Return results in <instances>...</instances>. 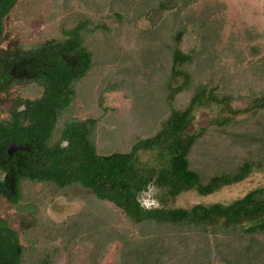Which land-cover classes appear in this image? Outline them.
I'll return each mask as SVG.
<instances>
[{"label": "trees", "instance_id": "obj_1", "mask_svg": "<svg viewBox=\"0 0 264 264\" xmlns=\"http://www.w3.org/2000/svg\"><path fill=\"white\" fill-rule=\"evenodd\" d=\"M19 1L0 0V44L4 22ZM197 1L143 0L141 14L111 10L101 23L79 15L63 29L62 40L0 49V95L20 85L37 84L43 90L35 100H9L10 118L0 120V170L5 174L0 196L24 224L21 235L8 219H0V264H59L70 258L72 246L88 242L92 264H101L114 242L121 245L117 264H264V186L227 205L168 209L145 200L155 190L210 195L264 172V55L251 61L240 49L213 58L204 41H215L206 35L215 31L207 25L211 18L216 24L214 9L188 17L197 29L193 36L202 33L199 50L190 44L186 22L176 24L170 43L164 44L163 93L169 111L146 125L149 130L127 148H98L100 121L108 112L104 92L129 87L127 79L101 92L100 116L76 117L78 85L95 66L90 36L117 34L130 42L150 33L138 29L143 17L157 27L166 19L176 21ZM136 89L130 86V92ZM204 111L206 123L193 130L197 113ZM216 140L235 153L224 150L216 156L211 151ZM14 143L24 150L10 157ZM142 153L151 155L146 164ZM57 197L79 199L84 206L55 223L45 206ZM110 205L137 227V237L117 226Z\"/></svg>", "mask_w": 264, "mask_h": 264}, {"label": "rangeland", "instance_id": "obj_2", "mask_svg": "<svg viewBox=\"0 0 264 264\" xmlns=\"http://www.w3.org/2000/svg\"><path fill=\"white\" fill-rule=\"evenodd\" d=\"M142 1L20 0L4 22L3 44L4 47L13 43L29 47L50 40H62L63 29L72 25L79 15H84L95 23H101L111 10H122L129 15H134L136 12V15H139L146 9ZM208 8L214 9L217 14L216 24H214V18L207 21V25L215 31H208L206 34L215 41L211 40L210 43L204 41L213 58L220 54L230 56L234 54L231 52L238 53L240 49H243L247 59L251 61L264 55V0H198L179 14L176 21L173 18L166 19L163 24L153 27L155 30L151 28V23L146 17H143L138 29L150 33L141 38H131L130 42L124 40L123 35L117 34L105 36L97 33L90 36L87 45L94 53L95 66L78 85L79 92L75 103L76 117L83 120L100 116L102 114L99 109L101 92L109 86L118 85L123 78L129 81V87H124L120 91L104 92V106L108 112L100 121L98 148L101 152L127 148L130 141L139 133L148 131L149 126L155 124L161 117L162 119L166 117L169 109L164 102L163 93L167 73L164 68L167 61L164 44L170 43L174 29L184 21L189 29L188 39L191 40V46L199 50L203 44L201 43L202 33L193 36V32L197 31L196 26L193 28V24L191 25L187 20L189 16L199 18ZM247 32L251 35L248 36ZM227 61L231 62V59ZM130 86H136L138 92H130ZM37 91L38 89L34 86L27 87L16 91L13 98L18 95L35 97ZM7 109L6 104L0 106V111H7ZM208 116L206 111L197 113L193 130L204 125ZM224 150L230 154L235 153L228 143L221 140H216L215 145L211 147V151L216 156L222 157ZM150 157V154L142 153L140 160L146 164ZM263 186L264 172H258L238 185L210 195H200L194 190L187 189L155 190L145 200L149 205L168 209L191 208L195 205H227L242 198L251 190ZM40 187L41 185H37L35 189L40 190ZM28 189H31V186ZM83 206L84 202L79 199L71 201L57 197L45 206L46 216L52 222L60 223L77 214ZM110 209L117 213V226L128 236L137 237V227L113 205H110ZM0 216L7 218L12 228L23 234L24 224L20 215L16 209L4 201L0 202ZM92 249L93 245L90 242L72 246L70 258L64 257L58 263L92 264L90 259ZM120 250L119 243H111L100 263L117 264ZM212 264L225 263L215 261Z\"/></svg>", "mask_w": 264, "mask_h": 264}, {"label": "flooded vegetation", "instance_id": "obj_3", "mask_svg": "<svg viewBox=\"0 0 264 264\" xmlns=\"http://www.w3.org/2000/svg\"><path fill=\"white\" fill-rule=\"evenodd\" d=\"M3 36H4V34H3ZM2 38H4V37H2ZM8 47H9V45L7 46V47H4V44H3V41L1 42V44H0V49H4V50H7L8 49ZM2 55H5L4 53H1ZM31 86H34V87H36V89H38V91H37V94H36V96L35 97H23L22 95H18V97H14L13 98V95L16 93V91H18V90H23V89H26L27 87H31ZM42 92H43V90H42V88L41 87H39L37 84H29V85H20V86H16V87H13V88H11V90L9 91V93H2L1 95H0V106H2L3 104H6L7 105V111H0V120H8L9 118H10V107H11V105H10V103H9V100H12V101H14L15 99H17V98H22V99H25V100H27V99H30V100H35V99H37V98H40L41 96H42ZM1 101H3V102H1ZM14 144H16V143H14ZM13 145V144H12ZM11 145V146H12ZM10 146V147H11ZM9 147V148H10ZM16 153V152H15ZM14 153V154H15ZM8 154H9V149H8ZM13 154V155H14ZM12 155V156H13ZM10 156V155H9ZM12 156H10V157H12ZM4 179H5V174L4 173H2V171L0 170V181L1 182H4ZM1 198H0V202L1 201H4V202H6V203H8L9 204V202L7 201V199L6 198H4V197H2V196H0ZM10 205V204H9ZM11 206V205H10ZM12 207V206H11ZM0 219H5V220H7V218H5L4 216H0Z\"/></svg>", "mask_w": 264, "mask_h": 264}, {"label": "water", "instance_id": "obj_4", "mask_svg": "<svg viewBox=\"0 0 264 264\" xmlns=\"http://www.w3.org/2000/svg\"><path fill=\"white\" fill-rule=\"evenodd\" d=\"M20 150H24V148L21 145L13 144L9 148V155L12 156L15 152L20 151Z\"/></svg>", "mask_w": 264, "mask_h": 264}, {"label": "clouds", "instance_id": "obj_5", "mask_svg": "<svg viewBox=\"0 0 264 264\" xmlns=\"http://www.w3.org/2000/svg\"><path fill=\"white\" fill-rule=\"evenodd\" d=\"M141 207H144L143 205H141ZM146 210H150V209H146Z\"/></svg>", "mask_w": 264, "mask_h": 264}]
</instances>
